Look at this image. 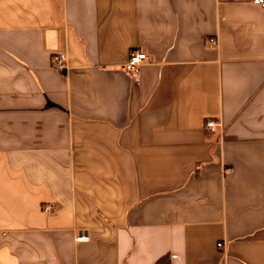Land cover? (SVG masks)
Instances as JSON below:
<instances>
[{
	"label": "crops",
	"instance_id": "1",
	"mask_svg": "<svg viewBox=\"0 0 264 264\" xmlns=\"http://www.w3.org/2000/svg\"><path fill=\"white\" fill-rule=\"evenodd\" d=\"M166 255L264 264V6L0 0V264Z\"/></svg>",
	"mask_w": 264,
	"mask_h": 264
},
{
	"label": "built area",
	"instance_id": "2",
	"mask_svg": "<svg viewBox=\"0 0 264 264\" xmlns=\"http://www.w3.org/2000/svg\"><path fill=\"white\" fill-rule=\"evenodd\" d=\"M252 3L264 6V0H252ZM147 55L146 53L142 51H131L128 55L127 61L124 64V68L131 73L134 77L138 73L139 66L147 60ZM55 64L58 68H65V64L63 62L62 57L61 58H56ZM217 126H220V122L215 121L211 117H207L205 120L204 127L208 131H213ZM79 240H87L88 236L87 235H80L77 237ZM219 247L221 246V243L217 244Z\"/></svg>",
	"mask_w": 264,
	"mask_h": 264
},
{
	"label": "trees",
	"instance_id": "3",
	"mask_svg": "<svg viewBox=\"0 0 264 264\" xmlns=\"http://www.w3.org/2000/svg\"><path fill=\"white\" fill-rule=\"evenodd\" d=\"M154 264H170L169 257L167 255L162 256L156 262H154Z\"/></svg>",
	"mask_w": 264,
	"mask_h": 264
}]
</instances>
